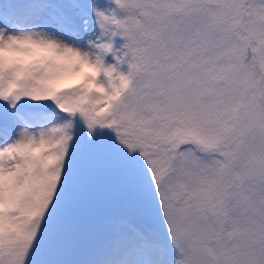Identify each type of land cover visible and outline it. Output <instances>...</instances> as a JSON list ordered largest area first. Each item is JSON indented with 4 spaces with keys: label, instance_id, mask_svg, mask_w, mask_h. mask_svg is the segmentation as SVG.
I'll use <instances>...</instances> for the list:
<instances>
[{
    "label": "snow or ice",
    "instance_id": "obj_1",
    "mask_svg": "<svg viewBox=\"0 0 264 264\" xmlns=\"http://www.w3.org/2000/svg\"><path fill=\"white\" fill-rule=\"evenodd\" d=\"M114 3L0 25V264H264V0Z\"/></svg>",
    "mask_w": 264,
    "mask_h": 264
},
{
    "label": "rangeland",
    "instance_id": "obj_2",
    "mask_svg": "<svg viewBox=\"0 0 264 264\" xmlns=\"http://www.w3.org/2000/svg\"><path fill=\"white\" fill-rule=\"evenodd\" d=\"M95 3L100 11L109 12L116 8L114 0H83L85 8L90 3ZM27 0H0V25L19 23L25 25L27 22ZM89 17H93V13L89 11ZM94 26V20H93ZM119 42L123 43L122 38H115V45L119 47Z\"/></svg>",
    "mask_w": 264,
    "mask_h": 264
}]
</instances>
